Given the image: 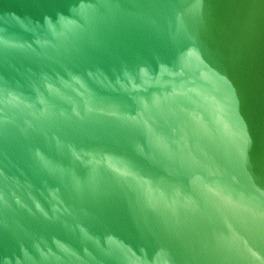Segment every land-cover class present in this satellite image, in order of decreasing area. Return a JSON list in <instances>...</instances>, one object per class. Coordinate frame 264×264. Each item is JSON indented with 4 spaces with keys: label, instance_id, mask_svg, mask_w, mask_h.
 <instances>
[{
    "label": "water",
    "instance_id": "water-1",
    "mask_svg": "<svg viewBox=\"0 0 264 264\" xmlns=\"http://www.w3.org/2000/svg\"><path fill=\"white\" fill-rule=\"evenodd\" d=\"M0 264H264V0H0Z\"/></svg>",
    "mask_w": 264,
    "mask_h": 264
}]
</instances>
